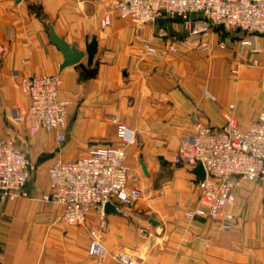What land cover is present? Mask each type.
<instances>
[{
	"label": "crops",
	"instance_id": "crops-1",
	"mask_svg": "<svg viewBox=\"0 0 264 264\" xmlns=\"http://www.w3.org/2000/svg\"><path fill=\"white\" fill-rule=\"evenodd\" d=\"M115 2L0 0V42L6 48L0 62V137H14L35 167L26 197L0 201V264H119L112 257L119 251L137 264H264V188L238 183L227 208L236 220L225 232L218 221L184 218L198 198V178L171 163L182 136L194 134L198 124L218 130L230 105L243 131L257 118L264 107V36L233 32L219 38L226 46L220 50L214 31L208 58L183 51L145 55L143 42L160 29L172 40L185 32L177 21L160 20L138 35L112 10ZM105 15L111 23L101 28ZM48 25L80 51L85 39L95 36L92 64L84 56L60 70L63 58L49 41ZM13 70L60 78L59 98L68 102L64 142L52 131L29 135L27 124L11 121L12 110L24 113L28 107L18 80L9 75ZM112 118L135 132L137 145L125 147L127 187L141 188L143 196L130 207L120 206L121 214L104 215V230L95 211L87 213L84 227L66 226L61 205L39 200L47 190V170L94 147H120ZM88 229L100 233L101 258L87 253Z\"/></svg>",
	"mask_w": 264,
	"mask_h": 264
},
{
	"label": "built area",
	"instance_id": "built-area-1",
	"mask_svg": "<svg viewBox=\"0 0 264 264\" xmlns=\"http://www.w3.org/2000/svg\"><path fill=\"white\" fill-rule=\"evenodd\" d=\"M119 19L128 21L136 34L143 27L160 20L179 22L185 37L172 40L160 29L150 41L142 44L145 55L179 54L180 51L209 55L212 51L214 28L243 35L264 36V0H116L112 7ZM111 23L109 15L100 20L101 28ZM159 44L160 47H158ZM218 48H226L218 42ZM5 46L0 42V62ZM235 73V71H233ZM18 80V87L28 98L24 113L12 110L13 123L27 124V132H55L56 140L64 142L68 127V102L59 98L58 76H22L16 70L9 73ZM209 100L214 98L205 90ZM228 107L223 114L224 124L218 130L198 124L195 132L179 139V147L171 163L177 166L201 164L205 180L197 182L198 198L184 212L187 221L204 218L218 221L222 231H229L236 218L227 211L233 204V190L242 180L259 183L264 188V107L247 130L238 128ZM115 137L121 146H98L75 160H57L47 170V190L39 200L63 207L60 221L70 227H84L89 211L100 215L99 228L106 222L103 206L110 201L130 207L143 196L141 188L127 187L128 167L125 147L134 144L135 132L111 119ZM34 165L17 145L14 137H0V201L26 197V185ZM88 255L101 258L105 254L98 230L88 229ZM113 259L119 264H137L125 252H116Z\"/></svg>",
	"mask_w": 264,
	"mask_h": 264
},
{
	"label": "water",
	"instance_id": "water-1",
	"mask_svg": "<svg viewBox=\"0 0 264 264\" xmlns=\"http://www.w3.org/2000/svg\"><path fill=\"white\" fill-rule=\"evenodd\" d=\"M15 4L21 2V0H13ZM48 35L50 43L55 46V48L61 53L63 62L60 66V70L74 66L80 63V61L86 56L87 65L90 66L92 64V60L94 55L97 52V40L95 36H91L90 40L88 38L85 39L84 51H80L74 46L68 45L62 38L58 37L54 29L51 25H48ZM159 162L164 163V160L160 157L158 158ZM141 166V170L145 176L148 177V173L146 171L145 165L142 161L139 162ZM190 172L195 174L198 178L199 182H203L205 180V172L201 164H197L196 166H188L187 167ZM121 214V207L113 204L108 201L103 206V214Z\"/></svg>",
	"mask_w": 264,
	"mask_h": 264
},
{
	"label": "trees",
	"instance_id": "trees-1",
	"mask_svg": "<svg viewBox=\"0 0 264 264\" xmlns=\"http://www.w3.org/2000/svg\"><path fill=\"white\" fill-rule=\"evenodd\" d=\"M213 31H215L218 36V42H224V40H219V38L223 39V37L229 36L233 33V32L222 31L220 28H214Z\"/></svg>",
	"mask_w": 264,
	"mask_h": 264
},
{
	"label": "rangeland",
	"instance_id": "rangeland-1",
	"mask_svg": "<svg viewBox=\"0 0 264 264\" xmlns=\"http://www.w3.org/2000/svg\"><path fill=\"white\" fill-rule=\"evenodd\" d=\"M175 22H176V21H175ZM200 55H201L203 58H208V56H209L210 54H209V55H203V54H200ZM223 120H224V119H223ZM135 145H137V139H136V136H135V142H134V144H132V145H130V146H131V147H133V146L135 147ZM34 173H35V172H34ZM34 173H33V174H34ZM32 176H33V175H32ZM32 176H31V177H32Z\"/></svg>",
	"mask_w": 264,
	"mask_h": 264
}]
</instances>
